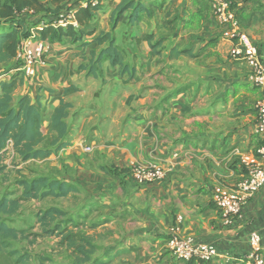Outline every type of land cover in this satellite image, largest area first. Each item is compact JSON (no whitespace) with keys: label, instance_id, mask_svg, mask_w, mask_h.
Returning a JSON list of instances; mask_svg holds the SVG:
<instances>
[{"label":"crops","instance_id":"0c3cea01","mask_svg":"<svg viewBox=\"0 0 264 264\" xmlns=\"http://www.w3.org/2000/svg\"><path fill=\"white\" fill-rule=\"evenodd\" d=\"M121 1L104 0L95 18L82 26V40H46L47 64L36 66L34 76L16 68L17 60L0 64V82L18 80L15 99L27 94L47 113L61 100L73 104L66 147L48 158L21 162L10 145L1 162L9 166L16 159L17 168L47 164L42 176L73 186L60 197L68 198L60 208H98L91 218L100 225L92 224L90 232L111 237L103 253L83 260L65 240L57 264H248L251 232L261 235L264 252V187L230 225L213 189L220 183L234 186L248 175L244 156L263 161L257 153L262 141L255 104L264 91L252 82L248 65L232 56L234 43L223 37L209 0H137L148 10L133 23L131 10L125 12L113 28L112 14ZM234 1L264 63V0ZM41 2L49 9L26 15L39 28L57 17L51 9L58 7L56 0ZM80 6L84 2H75L72 10ZM102 31L113 33L129 70L110 59L95 64L96 75L81 67L90 64L92 51L108 45L95 41ZM69 86L78 90L65 93ZM153 162L163 166L164 177L140 184L126 173L132 165ZM173 226L182 237L216 245L218 256L207 262L176 258L168 249ZM18 252H12L14 264Z\"/></svg>","mask_w":264,"mask_h":264},{"label":"trees","instance_id":"16d2710c","mask_svg":"<svg viewBox=\"0 0 264 264\" xmlns=\"http://www.w3.org/2000/svg\"><path fill=\"white\" fill-rule=\"evenodd\" d=\"M56 1L69 2L71 0ZM103 1L95 6L89 3L85 7L80 6L77 11L75 10V15L79 21L78 28L72 25L64 28L54 24L65 7L73 8V4H69L70 2L64 7L51 9L52 12H55L51 15L57 17L54 20L49 19L48 22L43 23L42 28H39L37 24L29 22L26 15L31 13V10L32 13H38L49 9L47 3H43L41 0H3L0 2V26L6 22L7 27L0 29V64L17 60L16 68H20L22 64L18 59L19 48L23 40L32 35L33 32L51 43L60 42L67 38L75 42L82 40L85 35L82 26L95 18L103 5ZM237 6L234 5L236 12ZM129 10H131L130 22L133 23L138 19L139 13L148 10V8L137 0H122L112 14L113 28L117 26L121 15ZM238 18L240 19L239 15ZM95 41L100 44L108 43V45L99 53L92 51L90 64L88 66L82 64V68L88 67V72L96 75L95 64L101 63L104 59H110L112 65H119L123 71L130 69L129 65L124 62L122 52L115 45V37L112 32H100L95 37ZM85 43L87 42L83 44ZM134 73L135 69H132L130 75L133 76ZM17 85L16 77L10 81L0 82V174L7 168V165L1 161L9 145H12L21 161L45 159L66 147L72 132V126L67 122L69 111L73 107L72 103L61 100L54 110L47 113L40 109L36 103H33L27 94L15 99L13 93ZM77 90L76 86H69L65 89V93ZM24 187L20 197L0 196V211L13 214L21 208V201L23 200L43 199L47 196L64 197L73 189V186H67L65 182L57 178L45 176H39L29 183H24ZM68 213L69 211L60 207L51 206L40 213L38 221L42 225H47L57 217L66 216ZM22 232H24L23 229L0 221V234L17 237ZM65 238L67 239V236ZM73 245L74 243L70 242V246Z\"/></svg>","mask_w":264,"mask_h":264},{"label":"built area","instance_id":"2783aa9c","mask_svg":"<svg viewBox=\"0 0 264 264\" xmlns=\"http://www.w3.org/2000/svg\"><path fill=\"white\" fill-rule=\"evenodd\" d=\"M102 1L85 0L84 6L89 3L95 6ZM209 2L214 18L224 27L223 37L234 43L231 50L232 56L248 65L252 82L264 91V63L259 56L256 43L243 29L234 7L236 2L234 0H209ZM54 24L64 28L71 25L75 28L79 27V21L72 8L62 12ZM48 47V42L36 33L23 40L19 48L18 59L21 61L25 75L34 76L36 66L47 64L45 56ZM255 108L257 110L256 131L262 141L257 148V153L263 161L255 162L249 156H244L243 161L249 169L248 175L234 186L220 183L213 189V200L216 206L223 211L225 223L228 225L243 216V209L248 199L264 187V96L257 101ZM84 150L89 153L93 149L90 145H84ZM126 173L137 183L145 184L164 177L165 169L159 162H153L146 167L132 165ZM177 220L181 223L182 218L178 217ZM178 232V227L173 226L168 238V249L176 258L182 261L207 262L218 256L216 245L197 241L191 237H182ZM249 245V251L245 253L244 258L247 263L264 264L262 238L258 232H251Z\"/></svg>","mask_w":264,"mask_h":264},{"label":"rangeland","instance_id":"374dc122","mask_svg":"<svg viewBox=\"0 0 264 264\" xmlns=\"http://www.w3.org/2000/svg\"><path fill=\"white\" fill-rule=\"evenodd\" d=\"M79 1L84 2L85 0L69 2L73 4ZM69 2H58V8L64 7ZM68 7H65L63 12L71 9ZM6 27L7 23L3 22L0 29ZM20 164L16 159H13L6 170L0 174V196L20 197L25 188L24 183H29L32 179L48 172V165L44 163L27 162L17 168ZM67 201L68 198L47 196L43 199L23 200L20 210L13 214L0 211V221L24 231L17 237L0 234V264H14L12 258L14 249L19 251L18 264H38L45 258L50 259V261L47 260V264H57V260L64 255L61 247L65 240L68 246H70V242L74 243L71 247L80 251L77 256H81L83 260L89 258V255L93 256L95 251V254L101 255L111 237H107L105 232H90L94 229L93 226L100 225V223H93V218H91L95 209L97 211L98 208L94 206L86 208L85 206V211L82 209L77 212L71 210L68 215L59 216L47 225H42L38 221L42 211L51 206L59 207V205L66 204ZM98 216L100 213L94 218ZM62 231L66 232L64 236H61Z\"/></svg>","mask_w":264,"mask_h":264}]
</instances>
